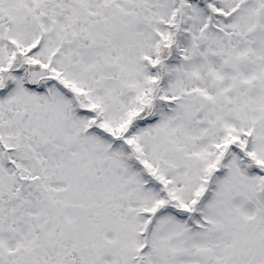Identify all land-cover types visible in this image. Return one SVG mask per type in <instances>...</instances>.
<instances>
[{
	"label": "snow or ice",
	"instance_id": "obj_1",
	"mask_svg": "<svg viewBox=\"0 0 264 264\" xmlns=\"http://www.w3.org/2000/svg\"><path fill=\"white\" fill-rule=\"evenodd\" d=\"M0 264H264V0H0Z\"/></svg>",
	"mask_w": 264,
	"mask_h": 264
}]
</instances>
